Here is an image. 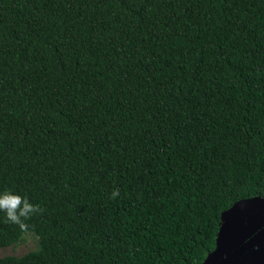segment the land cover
<instances>
[{"label":"trees","instance_id":"trees-1","mask_svg":"<svg viewBox=\"0 0 264 264\" xmlns=\"http://www.w3.org/2000/svg\"><path fill=\"white\" fill-rule=\"evenodd\" d=\"M5 192L0 264H200L264 196V0H0Z\"/></svg>","mask_w":264,"mask_h":264},{"label":"water","instance_id":"water-1","mask_svg":"<svg viewBox=\"0 0 264 264\" xmlns=\"http://www.w3.org/2000/svg\"><path fill=\"white\" fill-rule=\"evenodd\" d=\"M221 219L216 246L200 264H264V196L238 200Z\"/></svg>","mask_w":264,"mask_h":264},{"label":"clouds","instance_id":"clouds-1","mask_svg":"<svg viewBox=\"0 0 264 264\" xmlns=\"http://www.w3.org/2000/svg\"><path fill=\"white\" fill-rule=\"evenodd\" d=\"M115 195H118V192L113 193V196ZM0 211L6 213L8 221L18 224L20 229L24 231L27 229V225L23 221L37 211V208L33 207L26 198L5 192L0 194Z\"/></svg>","mask_w":264,"mask_h":264},{"label":"rangeland","instance_id":"rangeland-1","mask_svg":"<svg viewBox=\"0 0 264 264\" xmlns=\"http://www.w3.org/2000/svg\"><path fill=\"white\" fill-rule=\"evenodd\" d=\"M39 238L32 231H26L19 242L9 246L0 247V256L4 255H22L30 250L38 249Z\"/></svg>","mask_w":264,"mask_h":264}]
</instances>
